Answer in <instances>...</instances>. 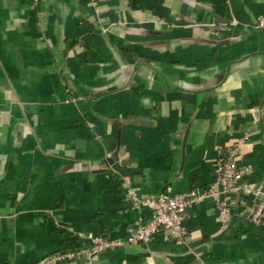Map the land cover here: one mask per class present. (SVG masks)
<instances>
[{
    "label": "crops",
    "instance_id": "obj_1",
    "mask_svg": "<svg viewBox=\"0 0 264 264\" xmlns=\"http://www.w3.org/2000/svg\"><path fill=\"white\" fill-rule=\"evenodd\" d=\"M262 22L263 24H261ZM0 264H46L145 219L124 194L216 179L217 148L264 185V0H0ZM60 264H264L254 200Z\"/></svg>",
    "mask_w": 264,
    "mask_h": 264
},
{
    "label": "built area",
    "instance_id": "obj_2",
    "mask_svg": "<svg viewBox=\"0 0 264 264\" xmlns=\"http://www.w3.org/2000/svg\"><path fill=\"white\" fill-rule=\"evenodd\" d=\"M263 24L262 22H260ZM2 112L0 109V123ZM243 141L228 146H219L215 160V181L203 189L192 188L183 193L167 194L161 192L156 195L140 196L135 189L128 187L124 197L131 202L134 208H145L148 215L129 224L125 234L113 239L95 236L92 245L78 251H57L49 255L46 264H60L69 262L81 252L88 256L99 251L125 244L144 243L154 240L157 234L163 233L166 237L182 238L185 234L184 222L188 217V209L199 199L220 193L223 197L217 199L216 207L218 219L221 224H226L232 215V205L229 200L231 193H240L254 200V206L249 220L254 225L264 223V185L251 186L244 177L247 169L237 164L239 145Z\"/></svg>",
    "mask_w": 264,
    "mask_h": 264
}]
</instances>
